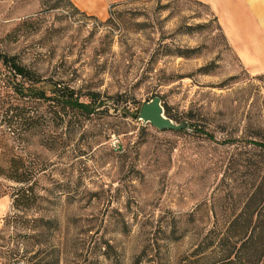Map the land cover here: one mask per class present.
<instances>
[{
  "label": "rangeland",
  "instance_id": "1",
  "mask_svg": "<svg viewBox=\"0 0 264 264\" xmlns=\"http://www.w3.org/2000/svg\"><path fill=\"white\" fill-rule=\"evenodd\" d=\"M0 46L47 79L120 100L88 118L41 106L46 146L30 136L28 150L45 168L29 207L5 195L0 260L133 264L144 249L139 264H184L193 242L189 211L241 152L225 140L264 137V71L234 52L210 7L121 0L97 17L70 0H0ZM154 94L190 129L160 130L120 115L124 100ZM207 215L198 208L196 223Z\"/></svg>",
  "mask_w": 264,
  "mask_h": 264
},
{
  "label": "trees",
  "instance_id": "2",
  "mask_svg": "<svg viewBox=\"0 0 264 264\" xmlns=\"http://www.w3.org/2000/svg\"><path fill=\"white\" fill-rule=\"evenodd\" d=\"M117 97L118 94H102L98 90L80 92L66 83L60 84V80L47 79L0 46V197L10 193L13 206H30L28 197L34 194L33 185L45 164L38 158L37 150L29 152L28 141L35 136L37 145L46 146L40 122L44 103L57 107L54 113L73 110L88 118L99 115L101 110L111 112L110 107H119ZM124 101L126 108H120V115L138 119L142 102L132 97L129 103ZM164 109L174 119L165 105ZM195 130L213 138L198 126ZM225 141L236 143L241 152L230 156L210 197L189 211L193 242L183 256L184 264H264V137ZM255 153L260 156L253 161ZM200 207L208 211L202 226L196 223ZM145 253L143 249L133 264H139Z\"/></svg>",
  "mask_w": 264,
  "mask_h": 264
},
{
  "label": "crops",
  "instance_id": "3",
  "mask_svg": "<svg viewBox=\"0 0 264 264\" xmlns=\"http://www.w3.org/2000/svg\"><path fill=\"white\" fill-rule=\"evenodd\" d=\"M86 14L105 17L108 7L121 0H70ZM207 4L222 26L229 45L241 59L264 71V0H199ZM7 203L0 197V211Z\"/></svg>",
  "mask_w": 264,
  "mask_h": 264
},
{
  "label": "water",
  "instance_id": "4",
  "mask_svg": "<svg viewBox=\"0 0 264 264\" xmlns=\"http://www.w3.org/2000/svg\"><path fill=\"white\" fill-rule=\"evenodd\" d=\"M138 118L143 123H150L156 128L163 129H190L186 120L176 121L165 113L164 105L158 94L152 95L141 103Z\"/></svg>",
  "mask_w": 264,
  "mask_h": 264
},
{
  "label": "built area",
  "instance_id": "5",
  "mask_svg": "<svg viewBox=\"0 0 264 264\" xmlns=\"http://www.w3.org/2000/svg\"><path fill=\"white\" fill-rule=\"evenodd\" d=\"M112 143H113V145L118 146L117 138H113L112 139ZM0 264H30V263L27 260L18 259V260H15V261H1L0 260Z\"/></svg>",
  "mask_w": 264,
  "mask_h": 264
}]
</instances>
